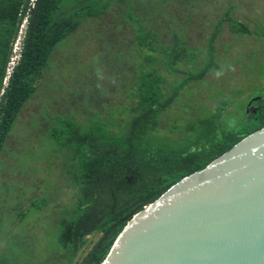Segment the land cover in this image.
<instances>
[{"label":"trees","instance_id":"16d2710c","mask_svg":"<svg viewBox=\"0 0 264 264\" xmlns=\"http://www.w3.org/2000/svg\"><path fill=\"white\" fill-rule=\"evenodd\" d=\"M103 1L0 0V94L13 44L31 9L23 56L1 104L0 158L23 108L36 92V78L49 69L57 47L68 44L82 18L99 19L109 13L112 0L100 7ZM214 1L123 0L125 9L112 20L111 28L97 35L110 46L104 45L105 55L94 76L82 77L79 88L76 86L77 92H87L79 101L98 110L94 115L97 119L92 117L88 128L60 119L61 127L54 129L60 146L79 160L74 179L77 204L70 217L60 216L58 224V248L69 259L68 264L87 244V238L97 232L102 233L101 238L80 264L105 262L119 234L146 205L264 127V99L256 113L227 122L228 107L243 89L232 90V99L219 85H212L211 77L241 60L237 56L229 63L217 59L216 31L208 35L203 47L195 44L198 29L212 23L209 16ZM233 9V4H227L225 14L215 23L216 30L220 32L227 24L237 39L256 35L243 21L233 18ZM164 18L170 22L161 24ZM254 52L259 50L252 48L245 70L258 61ZM200 53L206 57L203 54L200 58ZM241 54L247 57L250 53ZM120 84L125 102L119 108L125 119L113 132L98 114L106 106L114 107L115 100L105 102V98L116 95ZM251 88L257 93L255 84ZM201 90L213 102L202 100L197 113L187 115L177 134L160 139L168 117L176 111L184 116L183 93L189 92L192 101H198ZM171 131L175 133L174 128Z\"/></svg>","mask_w":264,"mask_h":264},{"label":"rangeland","instance_id":"374dc122","mask_svg":"<svg viewBox=\"0 0 264 264\" xmlns=\"http://www.w3.org/2000/svg\"><path fill=\"white\" fill-rule=\"evenodd\" d=\"M31 1L36 3L37 0ZM107 1L104 0L100 7ZM227 4L234 5L231 11L233 18L243 21L256 35L244 40L237 39L236 33H231L227 24L220 32L216 30L215 23L225 14ZM123 5V0H112L107 15L87 21L82 18L81 26L68 39V44L57 47L51 66L34 82L36 92L23 108L0 158V264H68L69 259L63 257L58 248V224L60 216L70 217L77 204L78 187L74 179L79 160L75 159L73 152L60 146L54 136V129L61 127L60 119L73 120L88 128L90 119L98 111L91 109V104L83 105L79 101L87 92H77L76 86L82 77L94 76L99 69L100 60L105 55L104 45L110 46V43L106 41L103 44L97 35L111 28L112 20L125 9ZM97 7L96 3L94 9ZM30 10L24 16L13 44L4 88L0 94V122L1 104L6 101L15 68L23 56ZM209 18L212 23L208 24L209 27L198 29L195 44L203 47L208 35L216 31L217 59L229 63L237 56L241 60L233 67H223L211 77L212 85H219L229 97L232 90L243 89L240 96L233 97L236 99L226 112L229 114L227 122H236L238 116L242 119L256 113L259 103L264 99V64L260 63V60L264 61V0H215ZM199 20V26L202 27L201 14ZM164 22L170 20L164 18L161 24ZM253 47L259 50L254 52L258 61L252 68L245 70ZM244 51L250 54L245 57L241 54ZM203 54L206 57L205 53H200L199 57L202 58ZM253 84L257 86V93L252 91ZM124 92L120 84L116 95L105 98V102L107 99L115 100L112 102L114 107L108 109L109 106H106L98 114V119L107 123L113 132L120 129L125 119L119 108L125 102ZM201 92L198 93V97H201L198 101H192L189 92L183 93L182 100H186L182 107L184 116L176 111V114L168 117L158 135L160 139L167 134H177L187 115L197 113V106L202 100L213 102ZM115 104H118L117 107ZM172 128L175 133H172ZM101 236L100 232L90 235L87 244L80 249L71 264H80Z\"/></svg>","mask_w":264,"mask_h":264},{"label":"water","instance_id":"95a60500","mask_svg":"<svg viewBox=\"0 0 264 264\" xmlns=\"http://www.w3.org/2000/svg\"><path fill=\"white\" fill-rule=\"evenodd\" d=\"M102 264H264V127L171 186Z\"/></svg>","mask_w":264,"mask_h":264}]
</instances>
